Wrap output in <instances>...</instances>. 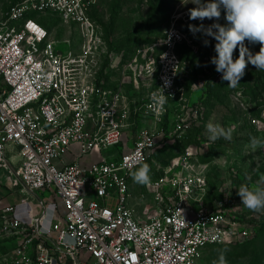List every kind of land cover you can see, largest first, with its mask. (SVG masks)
<instances>
[{
	"label": "built area",
	"instance_id": "built-area-1",
	"mask_svg": "<svg viewBox=\"0 0 264 264\" xmlns=\"http://www.w3.org/2000/svg\"><path fill=\"white\" fill-rule=\"evenodd\" d=\"M90 2L17 0L0 20V170L11 169V187L38 199L2 207L0 264H199L207 246L252 238L228 214V197L209 200V161L193 146L148 174L158 211L146 218L137 211L132 173L165 133L145 128L133 147L114 153L125 111L96 86L109 48L86 14ZM35 12L82 24V43L52 38ZM168 37L182 38L177 30ZM178 63L173 54L170 68ZM164 111L158 106V117ZM92 152L105 154L80 160Z\"/></svg>",
	"mask_w": 264,
	"mask_h": 264
},
{
	"label": "rangeland",
	"instance_id": "rangeland-1",
	"mask_svg": "<svg viewBox=\"0 0 264 264\" xmlns=\"http://www.w3.org/2000/svg\"><path fill=\"white\" fill-rule=\"evenodd\" d=\"M16 1L0 0V20ZM194 7L192 3L181 4V0H91L86 14L109 48L96 86L110 90L119 112L125 111V116L117 117L122 124V143L113 151L116 155L128 151L145 128L162 129L164 140L147 161L149 172L156 173L157 165L193 146L199 157L210 159L209 200L228 197V214L247 226L251 237L254 235L245 242L207 246L198 263L218 264L223 251L227 264H264V210H249L237 195L241 185L264 186L260 183L264 180V145L251 146L253 137L264 141V70L248 64L237 87H228V82L222 80V74L210 62L216 55V41L200 33L194 36L188 29L190 24L208 26L215 22L190 20L189 9ZM32 16L48 28L52 38L82 43V24L65 21L52 12H35ZM218 22L226 23L223 11ZM171 30L181 34L176 43L168 37ZM204 39L209 40L207 46ZM245 43L254 54L259 51V44ZM57 47L63 51L71 48L64 42H59ZM173 54L179 63L172 64L171 69L169 61ZM238 56L237 49L234 59ZM166 82H169L167 86ZM160 87L167 98L163 104L165 111L158 117ZM116 94L119 96L115 99ZM209 123L231 129V139L221 137L210 141L206 128ZM178 124H181L179 129ZM195 140L197 143H192ZM102 154L105 153H88L80 160L88 163ZM13 162L16 166L20 163ZM14 176L11 169L0 170V211L8 204L5 201L14 204L24 197L33 202L38 200L21 186L11 187ZM132 191L133 204L143 217L158 211L152 190L146 184L133 179ZM37 192L41 197L49 196Z\"/></svg>",
	"mask_w": 264,
	"mask_h": 264
},
{
	"label": "clouds",
	"instance_id": "clouds-1",
	"mask_svg": "<svg viewBox=\"0 0 264 264\" xmlns=\"http://www.w3.org/2000/svg\"><path fill=\"white\" fill-rule=\"evenodd\" d=\"M187 3L195 5L189 9V19L203 21L205 19L213 20L214 23L205 26L188 25L189 31L195 36L197 33L204 37L213 38L215 56L211 58V63L215 65V70L222 74V80L228 82V87L236 88L245 75L248 64H251L258 70H264V0H188ZM181 0V4H187ZM224 13L225 24L218 21ZM250 44H259V51L255 54L246 46L245 42ZM204 45L209 44L208 39H204ZM239 50L238 58L234 59V51ZM166 82V86H167ZM161 90L158 103L163 105L167 96L164 94V88ZM155 96V94H154ZM208 138L215 142L223 137L231 139V129L225 130L219 125L209 123L207 126ZM264 145V141L253 137L251 146ZM150 168L143 164L136 172L132 173L135 182L147 184L150 182L148 175ZM264 185V180L260 181ZM237 195L241 203L251 211L264 210V186L249 188L247 185H241L237 190ZM217 264V262H214ZM218 264H227L224 252L219 256Z\"/></svg>",
	"mask_w": 264,
	"mask_h": 264
},
{
	"label": "trees",
	"instance_id": "trees-1",
	"mask_svg": "<svg viewBox=\"0 0 264 264\" xmlns=\"http://www.w3.org/2000/svg\"><path fill=\"white\" fill-rule=\"evenodd\" d=\"M192 143H197V141L195 140V141H193ZM199 143V142H198ZM166 144V143H165ZM180 145V144H179ZM181 146V145H180ZM184 148V147H183ZM157 149V148H156ZM179 155V154H178ZM175 156H177V155H175ZM174 156V157H175ZM173 158V157H172ZM172 158H170V159H172ZM202 158V160H205V161H210V159H208V158H206V157H201ZM170 159H168L165 163H167ZM145 164H147V163H145ZM150 174H152V171L151 172H149ZM211 193V192H210ZM253 237H254V235H253ZM252 237V238H253ZM252 238H250V239H252ZM250 239H245L244 241H240V242H245V241H247V240H250Z\"/></svg>",
	"mask_w": 264,
	"mask_h": 264
},
{
	"label": "crops",
	"instance_id": "crops-1",
	"mask_svg": "<svg viewBox=\"0 0 264 264\" xmlns=\"http://www.w3.org/2000/svg\"><path fill=\"white\" fill-rule=\"evenodd\" d=\"M16 163V162H15ZM1 200V199H0ZM6 203H8L9 204V202L8 201H5Z\"/></svg>",
	"mask_w": 264,
	"mask_h": 264
}]
</instances>
